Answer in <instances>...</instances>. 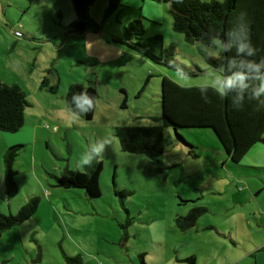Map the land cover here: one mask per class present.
<instances>
[{
    "label": "rangeland",
    "instance_id": "374dc122",
    "mask_svg": "<svg viewBox=\"0 0 264 264\" xmlns=\"http://www.w3.org/2000/svg\"><path fill=\"white\" fill-rule=\"evenodd\" d=\"M107 5L108 0H95L89 6V18L102 27L100 32L72 33V0H0V83H16L30 104L19 131L0 133L4 143L5 137L16 136L12 145L0 140L3 171L7 150L20 146L12 165L17 186L12 198L0 171V214H16L38 199L30 220L2 233L0 260L141 264L138 256L144 254L146 264H190L176 259L191 255L196 264H255L264 246V145H254L233 163L212 129L179 128L183 143L172 126H163L160 76L199 86L200 44H187L172 30L167 4L123 0L104 18ZM137 19L146 36L160 35L165 47L174 46V59L186 73L110 41ZM185 74L190 78L183 79ZM88 81L98 98L87 120L68 111L65 96L71 85ZM148 124L161 127L163 153L148 160L121 151L114 128ZM34 127L38 131L31 141ZM104 137L110 144L98 160L100 194L57 186L56 177L64 171L86 170L77 167L79 157ZM194 206L205 213L191 229L178 230L176 217Z\"/></svg>",
    "mask_w": 264,
    "mask_h": 264
},
{
    "label": "trees",
    "instance_id": "16d2710c",
    "mask_svg": "<svg viewBox=\"0 0 264 264\" xmlns=\"http://www.w3.org/2000/svg\"><path fill=\"white\" fill-rule=\"evenodd\" d=\"M95 0H72L75 19L70 23L72 33L100 32L102 27L90 20L89 6ZM123 0H108L104 18L121 8ZM168 5L172 18V30L183 35L187 44L207 43L213 35L222 36L241 14L250 25L251 40L264 55V0H222L201 2L200 0H155ZM141 19V17H139ZM140 19L130 21L122 29V37H111V42L120 43L131 53L144 57L149 62L186 73L184 67L174 59V46L165 47L160 35L148 37ZM223 54L212 57L209 64L216 65L223 61ZM166 75V74H165ZM160 110L163 126H172L176 137L183 143L185 140L177 133L179 128L212 129L223 151L233 163L240 162L256 144H264V112L254 111L253 104H247L244 111H234L227 100H220L211 91L209 102L201 98L199 86L179 85L167 76H160ZM86 90L98 98L93 82L76 83L69 87L65 101L74 92ZM54 92V88H50ZM97 101V99H96ZM254 103V102H253ZM96 104V102H95ZM25 92L16 84L0 83V133L12 134L24 124L25 109L29 107ZM67 107V106H66ZM94 108L80 117L91 119ZM121 151L143 155L148 160H155L164 151L163 131L155 125L117 126L114 128ZM19 145L11 147L4 156L5 190L12 198L17 193V186L12 178L13 160ZM191 147V146H189ZM102 163L94 161L84 172L66 170L56 177V185L65 189L82 188L90 196H98L99 176ZM38 199L32 198L16 214H0V238L2 233L30 220L36 213ZM206 209L194 206L184 216L175 219V226L180 231H187L196 225ZM141 264L144 254L138 256ZM192 256L189 262L194 261ZM69 264H78L79 260ZM194 264V263H193Z\"/></svg>",
    "mask_w": 264,
    "mask_h": 264
},
{
    "label": "clouds",
    "instance_id": "9594fccd",
    "mask_svg": "<svg viewBox=\"0 0 264 264\" xmlns=\"http://www.w3.org/2000/svg\"><path fill=\"white\" fill-rule=\"evenodd\" d=\"M200 51L198 64L202 70V83L199 92L205 103L209 102L208 93L211 91L220 100H227L234 111H244L247 104H253L254 111L264 112V55H259V49L252 43L250 25L244 13L235 19L222 36L213 35L207 43H201ZM221 54L224 56L221 63H208L210 58ZM189 78L187 74L183 76L185 80ZM96 99L81 89L74 92L65 103L69 112L80 116L94 108ZM109 144L110 139L107 137L91 143L79 157L77 167L83 171L94 161L102 159Z\"/></svg>",
    "mask_w": 264,
    "mask_h": 264
},
{
    "label": "crops",
    "instance_id": "0c3cea01",
    "mask_svg": "<svg viewBox=\"0 0 264 264\" xmlns=\"http://www.w3.org/2000/svg\"><path fill=\"white\" fill-rule=\"evenodd\" d=\"M212 1V0H211ZM87 32H89V31H87ZM95 34V33H94ZM155 35H157V34H155ZM148 36V35H147ZM164 43V42H163ZM135 54V53H134ZM5 84H16V83H13V82H10V83H6V82H4ZM17 85V84H16ZM28 97V96H27ZM24 130V129H23ZM37 131H38V129H37V127H34V129H32V131L31 132H29V135H31V141H32V138L33 137H36V133H37ZM6 133H3V135H5ZM16 138V136H11V137H5V143H4V140L3 139H0V140H2V142H3V145L4 146H8V145H12V144H10V142L13 140V139H15ZM8 139H10L9 141H8ZM17 140V142L18 143H20L19 142V140L20 139H16ZM6 144V145H5ZM264 145V144H263ZM5 151V150H4ZM0 171H2V172H4L3 171V169H0ZM263 245V244H262ZM259 250H258V252L259 253H261V255H257L256 256V261H255V264H264V246H259ZM193 255H191V256H188V257H184L183 259H181V260H178V259H176L177 261H182V263L183 262H189V259L192 257ZM196 260V259H195ZM6 263V261L5 260H0V264H5ZM190 264H191V262H189ZM192 264H193V261H192ZM194 264H196V263H194Z\"/></svg>",
    "mask_w": 264,
    "mask_h": 264
},
{
    "label": "built area",
    "instance_id": "2783aa9c",
    "mask_svg": "<svg viewBox=\"0 0 264 264\" xmlns=\"http://www.w3.org/2000/svg\"><path fill=\"white\" fill-rule=\"evenodd\" d=\"M15 36H16V37H19V36H20V33L17 32V31H15Z\"/></svg>",
    "mask_w": 264,
    "mask_h": 264
},
{
    "label": "water",
    "instance_id": "95a60500",
    "mask_svg": "<svg viewBox=\"0 0 264 264\" xmlns=\"http://www.w3.org/2000/svg\"><path fill=\"white\" fill-rule=\"evenodd\" d=\"M213 132V131H212Z\"/></svg>",
    "mask_w": 264,
    "mask_h": 264
}]
</instances>
